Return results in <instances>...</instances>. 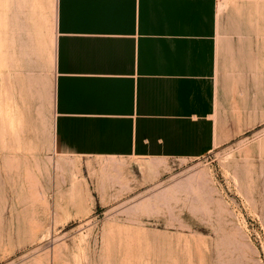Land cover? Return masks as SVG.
I'll use <instances>...</instances> for the list:
<instances>
[{
  "label": "rangeland",
  "instance_id": "rangeland-1",
  "mask_svg": "<svg viewBox=\"0 0 264 264\" xmlns=\"http://www.w3.org/2000/svg\"><path fill=\"white\" fill-rule=\"evenodd\" d=\"M219 14L221 140L202 158L57 155L50 72L0 71V264H264V0Z\"/></svg>",
  "mask_w": 264,
  "mask_h": 264
},
{
  "label": "crops",
  "instance_id": "crops-1",
  "mask_svg": "<svg viewBox=\"0 0 264 264\" xmlns=\"http://www.w3.org/2000/svg\"><path fill=\"white\" fill-rule=\"evenodd\" d=\"M219 2L0 0V71L50 72L57 155L202 158L221 140Z\"/></svg>",
  "mask_w": 264,
  "mask_h": 264
},
{
  "label": "snow or ice",
  "instance_id": "snow-or-ice-1",
  "mask_svg": "<svg viewBox=\"0 0 264 264\" xmlns=\"http://www.w3.org/2000/svg\"><path fill=\"white\" fill-rule=\"evenodd\" d=\"M97 2L99 3H106L109 2V0H97ZM149 2V0H144V3L147 4Z\"/></svg>",
  "mask_w": 264,
  "mask_h": 264
},
{
  "label": "bare ground",
  "instance_id": "bare-ground-1",
  "mask_svg": "<svg viewBox=\"0 0 264 264\" xmlns=\"http://www.w3.org/2000/svg\"><path fill=\"white\" fill-rule=\"evenodd\" d=\"M191 258V257H190ZM132 260V259H131ZM175 262V261H174Z\"/></svg>",
  "mask_w": 264,
  "mask_h": 264
}]
</instances>
